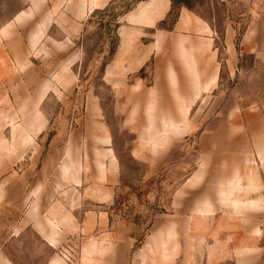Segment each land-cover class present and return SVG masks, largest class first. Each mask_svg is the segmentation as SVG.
<instances>
[{
  "label": "rangeland",
  "instance_id": "rangeland-1",
  "mask_svg": "<svg viewBox=\"0 0 264 264\" xmlns=\"http://www.w3.org/2000/svg\"><path fill=\"white\" fill-rule=\"evenodd\" d=\"M141 1L0 0V264H69L70 244L78 256L61 190L81 160L69 147L96 139L74 133L112 134L122 168L111 222L128 224L134 250L152 226L190 221L207 203L264 228V138L240 132L235 114L228 29L234 21L239 53L243 7L172 0L156 31L128 25ZM182 11L194 42L174 29Z\"/></svg>",
  "mask_w": 264,
  "mask_h": 264
},
{
  "label": "crops",
  "instance_id": "crops-1",
  "mask_svg": "<svg viewBox=\"0 0 264 264\" xmlns=\"http://www.w3.org/2000/svg\"><path fill=\"white\" fill-rule=\"evenodd\" d=\"M111 1L113 0H102L101 4ZM219 2L228 6L232 12L237 10L238 6L243 7L240 18L244 21L245 28L239 43V53L230 32L234 21L229 24L228 29L232 51L230 60L233 63L235 58H239L240 65L233 64V68L235 73L241 75L236 89L242 99L235 114L239 115L237 123L240 132L244 131L248 136L255 133L256 137L263 139L264 0ZM172 8V0H143L140 2L138 13H132L128 25L158 31L157 25L167 18ZM188 16L182 11L174 29L184 32L181 34L184 42H194L192 31L184 28L191 26L192 18ZM203 24L204 32H213L209 26L211 24ZM128 38L125 39L124 48L128 46ZM153 40L154 46L149 50L150 57L156 56L160 38L155 36ZM183 53L185 57L191 56L190 51ZM172 121H165L167 131L173 130ZM74 134L81 139H96V144L92 143L93 140H85L81 145L69 147L77 148L81 155L78 166L69 168L72 170L69 171L70 181L61 190L62 195L67 198V206L64 207L68 213L67 223L70 228L74 227L69 233L81 236L78 256L75 254L76 250H72V245L68 246L72 256L69 264H264V228L238 225L237 216L231 213L220 215L222 217L218 218L219 215L210 213L213 211L210 203L206 204L205 212H197L190 217V221L152 226L140 248L134 250L132 229L128 224L124 221L116 224L111 222L118 205L122 168L110 139L112 134ZM140 152L141 148L138 147L137 153ZM76 169H79L77 173H73ZM55 201L56 199L50 205L51 211L56 208ZM230 204L236 210L243 206H256V202L243 203L239 200H231ZM78 218L83 221H79L82 225L80 231L76 232ZM89 219L93 220L90 227L87 226ZM71 251H74V255Z\"/></svg>",
  "mask_w": 264,
  "mask_h": 264
},
{
  "label": "bare ground",
  "instance_id": "bare-ground-1",
  "mask_svg": "<svg viewBox=\"0 0 264 264\" xmlns=\"http://www.w3.org/2000/svg\"><path fill=\"white\" fill-rule=\"evenodd\" d=\"M173 128H175L176 130H179V127H177V126H175V125H173Z\"/></svg>",
  "mask_w": 264,
  "mask_h": 264
}]
</instances>
